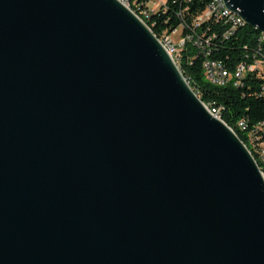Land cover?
<instances>
[{
	"label": "water",
	"instance_id": "95a60500",
	"mask_svg": "<svg viewBox=\"0 0 264 264\" xmlns=\"http://www.w3.org/2000/svg\"><path fill=\"white\" fill-rule=\"evenodd\" d=\"M0 264H264L259 166L118 0H0Z\"/></svg>",
	"mask_w": 264,
	"mask_h": 264
},
{
	"label": "trees",
	"instance_id": "16d2710c",
	"mask_svg": "<svg viewBox=\"0 0 264 264\" xmlns=\"http://www.w3.org/2000/svg\"><path fill=\"white\" fill-rule=\"evenodd\" d=\"M208 2L210 4V0H191L187 5L188 11L182 18L177 16V9L172 8L165 14L158 13L152 16L151 20L144 17L143 22L161 41L162 38L171 36L183 21L186 25L185 31L181 33L180 46H184V42L196 31L198 33L206 32L207 36H214L209 46L204 44V53L202 48L193 44V41L188 42L181 53H176L175 63L202 103L205 105V103L214 102L212 108L219 109V113L223 114L225 122L223 123L244 143L264 175V158L258 154L255 147L249 146L245 134L264 133V122H261L264 121L263 80L249 74L237 81L230 82L225 87H216L205 81L202 67L204 61L210 60L219 62L226 69L232 71L241 63L249 64L257 57H264V45L259 43L261 35L246 25L234 29L232 25H228V33L234 34L227 38L223 36L226 30L223 25L204 24L193 30V25H190L191 19L200 13ZM133 9L136 10L134 7ZM151 22H154V25ZM242 118H244V124L251 125L239 126Z\"/></svg>",
	"mask_w": 264,
	"mask_h": 264
},
{
	"label": "built area",
	"instance_id": "2783aa9c",
	"mask_svg": "<svg viewBox=\"0 0 264 264\" xmlns=\"http://www.w3.org/2000/svg\"><path fill=\"white\" fill-rule=\"evenodd\" d=\"M123 4V0H118ZM191 0H134V8L140 12V16H148L150 20L152 16L157 15L158 13L165 14L169 11V9L176 8L177 16L182 18L184 13L188 11V3ZM234 23H244V21H239V19H231V12L225 8L223 0H217V7H209L208 4L204 7V9L194 16L191 19L190 25H193V30L200 28L202 25L208 24H217L223 25L226 27V30L223 34L224 38L233 35L234 33H228V25ZM154 25V22H151ZM245 24V23H244ZM185 23L182 21L180 25L173 31V35H179L182 31H185ZM178 38V37H177ZM163 39V48L168 53V55L176 61V53H181V51L185 48L188 42L193 41L194 45L202 48V52L204 53V44L205 46H209L214 36H207L206 32L198 33L197 31L190 35L187 41L184 42V46H176V42L172 40V38H162ZM206 55L208 53H205ZM216 65H223L216 61L206 60L204 61L203 73L204 79L211 85H223V83H229V70L223 65V72H216ZM249 74L255 75L257 78L262 79L264 82V57H257L256 67L247 68L246 63H241V73L238 74V77H246ZM264 92V85L262 87ZM205 107L208 110V107H214V102L205 103ZM212 117H218V120L224 122L223 114H218V109L216 108V114H210ZM264 122V121H261ZM225 123V122H224ZM251 125L244 124V118L241 119V125ZM246 134V142H249V146L255 147L258 154H261L262 158H264V133H245Z\"/></svg>",
	"mask_w": 264,
	"mask_h": 264
},
{
	"label": "bare ground",
	"instance_id": "6f19581e",
	"mask_svg": "<svg viewBox=\"0 0 264 264\" xmlns=\"http://www.w3.org/2000/svg\"><path fill=\"white\" fill-rule=\"evenodd\" d=\"M123 5L128 8L133 14H135L142 22H143V18H147L148 16H140V12H138V10H134V1L131 0H123ZM209 7H217V0H210V4ZM231 19H239V21H243L237 14L232 13L231 12ZM144 23V22H143ZM232 28H237V27H241V26H245L244 23H234L231 24ZM149 29V28H148ZM150 30V29H149ZM151 31V30H150ZM261 35L260 39H259V43L264 45V34L259 33ZM158 40V39H157ZM161 45L163 46V39L160 41L158 40ZM256 63H257V59H253V61L249 64H247V68H254L256 67ZM216 72H223V66L222 65H216ZM241 73V65L237 66L234 70L229 71V83L233 82V81H237L239 80L241 77H238V74ZM229 83H223V85H213L216 87H225L226 85H228ZM196 94V93H195ZM197 95V94H196ZM204 105V103H203ZM205 106V105H204ZM208 112L210 114H216V109L212 108V107H208ZM218 114L219 113V109H218ZM215 119L218 120V117H213ZM220 121V120H219ZM227 126V125H226ZM228 127V126H227ZM261 128V127H260ZM230 129V128H229ZM249 143V142H247ZM244 144V143H243ZM249 151V150H248ZM250 153V151H249ZM251 154V153H250ZM252 155V154H251ZM254 158V157H253ZM255 160V159H254ZM260 169V168H259ZM262 172V171H261ZM263 174V173H262ZM264 176V175H263Z\"/></svg>",
	"mask_w": 264,
	"mask_h": 264
},
{
	"label": "rangeland",
	"instance_id": "374dc122",
	"mask_svg": "<svg viewBox=\"0 0 264 264\" xmlns=\"http://www.w3.org/2000/svg\"><path fill=\"white\" fill-rule=\"evenodd\" d=\"M168 38H172V40L174 42H176V46H180L181 45V42H182L181 34H179V35H177V34L176 35H173V33H172V35L171 36H168Z\"/></svg>",
	"mask_w": 264,
	"mask_h": 264
}]
</instances>
